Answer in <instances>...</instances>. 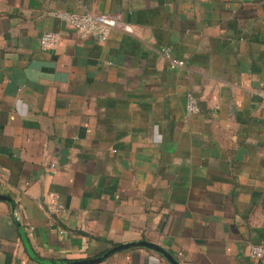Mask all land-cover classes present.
Wrapping results in <instances>:
<instances>
[{
	"label": "crops",
	"instance_id": "obj_1",
	"mask_svg": "<svg viewBox=\"0 0 264 264\" xmlns=\"http://www.w3.org/2000/svg\"><path fill=\"white\" fill-rule=\"evenodd\" d=\"M56 10L130 28L81 37ZM137 241L264 264V0H0V264H173L89 262Z\"/></svg>",
	"mask_w": 264,
	"mask_h": 264
},
{
	"label": "built area",
	"instance_id": "obj_2",
	"mask_svg": "<svg viewBox=\"0 0 264 264\" xmlns=\"http://www.w3.org/2000/svg\"><path fill=\"white\" fill-rule=\"evenodd\" d=\"M54 17L63 23L74 28L81 37H93L98 41H105L109 32L112 29L118 28L127 30L130 27L120 16L115 13H93L85 11L82 13L66 10H56L51 13ZM58 41V34L53 31L43 32L40 36L39 42L43 49H48L56 44ZM165 54L168 56V51L165 49ZM170 66L172 68L183 66V61L169 58ZM185 110L188 114L196 113L199 106L196 98L192 94L186 95ZM57 205L55 209H58ZM248 255L254 259H261L264 257V241L258 244L248 246Z\"/></svg>",
	"mask_w": 264,
	"mask_h": 264
},
{
	"label": "water",
	"instance_id": "obj_3",
	"mask_svg": "<svg viewBox=\"0 0 264 264\" xmlns=\"http://www.w3.org/2000/svg\"><path fill=\"white\" fill-rule=\"evenodd\" d=\"M132 246H144V247H148V248H153V249L163 253L164 255H166L172 261L173 264H178L170 255L165 253L163 251V249H161L160 247H158L156 245L148 243L147 241H137V242L125 243V244H121V245L115 246L111 250H109L106 253H104L102 256H100L98 258H95V259H90L89 262H94V261L100 260L103 257H106V256H108L109 254H111V253H113L115 251H118V250H121V249H124V248H128V247H132ZM86 262H88V261H82L81 263H86ZM75 264H79V262H76Z\"/></svg>",
	"mask_w": 264,
	"mask_h": 264
}]
</instances>
